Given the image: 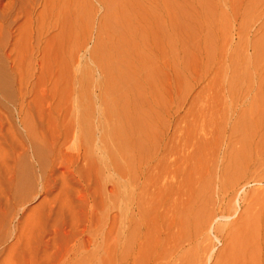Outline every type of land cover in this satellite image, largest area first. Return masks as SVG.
<instances>
[{"label": "rangeland", "instance_id": "1", "mask_svg": "<svg viewBox=\"0 0 264 264\" xmlns=\"http://www.w3.org/2000/svg\"><path fill=\"white\" fill-rule=\"evenodd\" d=\"M7 1L9 58L0 49V85L2 64L11 82L0 86V264H74L89 254L97 264H132L136 255L138 264H218L229 232L244 222L254 225L246 232L254 253L244 261L264 264L257 239L264 231L256 224L264 210V152L247 176L228 169L230 154L242 148L232 127L258 89L254 81L233 96V61L236 51L256 55L264 1L252 9L251 0H219L214 9L213 0H202L199 11L210 15L201 21L187 12L188 28L173 34L172 53L160 49L157 55L163 109L155 121L156 145L130 182L110 163L93 167L75 122L74 77L86 67L95 79L102 75L93 50L105 40V9L75 0L70 9L83 13L75 24L66 2L53 19L50 0L0 5ZM92 92L99 94L96 87ZM90 144L99 154L98 137ZM119 182L130 183L134 196L118 195ZM200 189L210 218L191 234L186 207ZM139 203L147 210L144 224L118 258L116 248L140 217Z\"/></svg>", "mask_w": 264, "mask_h": 264}, {"label": "bare ground", "instance_id": "2", "mask_svg": "<svg viewBox=\"0 0 264 264\" xmlns=\"http://www.w3.org/2000/svg\"><path fill=\"white\" fill-rule=\"evenodd\" d=\"M50 1L51 18L60 17V5L63 1L67 4L65 10L67 13L69 11L71 20L75 24L80 20L82 11L78 8L70 9L71 4L76 3L75 0ZM88 1L91 0H84V2ZM93 1L105 9L100 24V30L105 32V40H100L93 50L94 62L102 69V75L95 79L90 73L91 68L86 67L84 72L74 77L79 85L76 91L75 122L81 129L82 141L87 146V154L93 167L100 171L110 163L119 173L128 176L130 182L135 179L137 164L149 157L156 145L155 121L158 120V113L163 109L159 99L160 90L156 85L160 77L155 68L157 55L160 49L165 53L168 49V53H172L173 34L188 28V24L184 21L187 12L190 16L191 13H195L194 21H201L203 17L209 18L206 16L210 14L207 11H199L200 5L203 4L202 0H197L198 2H195L196 0ZM218 2L219 0H213L214 9ZM258 3L259 0H251L252 9ZM11 4L12 1H7L5 5H0V49L7 60L9 19L6 9ZM86 13L90 16L89 12ZM215 15L216 11L213 13V18ZM253 46L256 53L253 57H247L244 53L236 51L238 48L235 49L236 56L231 76L233 96L236 98L243 94L244 90L249 91L254 81L258 82L257 91L232 127L240 137L242 148L233 150L230 154L228 169L237 170L238 175L244 176L248 175L246 171L251 163L257 162L258 156L260 157L264 152V64H262L264 33L253 42ZM1 69L4 79L0 86H9L11 73L4 64ZM93 87L99 90L98 95L92 92ZM96 137L99 139V154L90 147L92 139ZM255 138L258 139L254 141ZM104 179L103 177L102 180ZM208 182L210 181H206ZM206 183L205 188H207ZM118 185V195L129 198L134 196L130 183L127 187L121 182ZM121 187L126 190L122 191ZM194 196L193 202L186 207L187 218H185L187 232L190 231L191 234L196 233L205 222L209 223L210 218L206 193L200 189ZM139 204L140 217L132 220V230L119 248H116L115 255L118 258L124 257L129 252L130 245L136 237V228L144 224L147 210L142 203ZM102 205L105 207V200ZM258 214L255 223L258 225V230L264 231V210ZM182 225L184 226L183 221ZM253 227L254 225H249L247 228L244 222L236 231L231 234V231L229 232L230 242L218 264H252L245 262L244 258L254 253V250L249 248L250 242L246 236V232H250ZM261 235L257 237L258 245L264 248L263 232ZM140 237L138 234V239ZM94 255L89 254L74 264H97L93 259ZM137 257L136 255L133 258L132 264H138Z\"/></svg>", "mask_w": 264, "mask_h": 264}]
</instances>
